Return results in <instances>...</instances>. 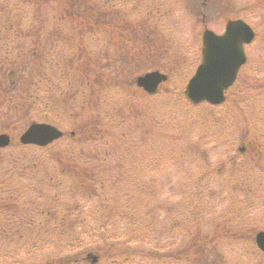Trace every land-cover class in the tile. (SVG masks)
Wrapping results in <instances>:
<instances>
[{
    "label": "rangeland",
    "instance_id": "rangeland-1",
    "mask_svg": "<svg viewBox=\"0 0 264 264\" xmlns=\"http://www.w3.org/2000/svg\"><path fill=\"white\" fill-rule=\"evenodd\" d=\"M15 2L19 3V0H12L11 5ZM24 3L30 4L23 0L21 6ZM115 4L119 5L113 7L118 8V18L133 22L137 32L140 28L144 31L142 37L137 34L135 40L125 37L127 33L123 31L126 33L124 38L118 39L109 28L111 42L105 45L106 48L102 49L98 44L90 46L89 49L98 54L99 62L107 59L105 55L113 57L120 53L118 46L128 56L123 62L110 60L112 63L109 61L107 67L106 62L103 66H95L91 78L94 89L97 90L101 79L105 82L106 77L112 83L132 84L137 75L154 69L169 75V81L162 84L154 96L131 90L132 98L128 103L114 94H105L111 103L123 104L132 110L124 114L125 125L120 129L127 130L130 140L136 141V155L129 158L128 163L124 156L121 157L124 160L122 170H126L121 189L125 198L132 194L133 202L136 198L149 200L153 207L145 209L132 226L136 243L131 244L164 256L178 249L189 254L192 250L188 248L194 247L190 239L199 235L207 240L213 239V242L205 243L201 251L203 258L201 254L194 257L196 264H264V254L257 250L253 241L255 233L264 230V155L261 149L264 147V0H108L109 6ZM33 5L25 8L31 9ZM43 8L38 9L40 12L37 10V18V14L30 15L29 25L25 28L37 29L38 33L42 30L46 34L57 26L52 22L56 17L49 16L48 21H42ZM28 11L20 10L18 21L21 15L26 19ZM51 14L50 11L48 15ZM229 18H241L256 31L255 41L245 47L247 64L241 67L239 80L227 92L223 106L213 109L207 105H187L180 96L199 62L202 30L205 26L221 33ZM46 25V29H42L41 26ZM17 72L21 76L23 72L27 74V69L24 67L15 74ZM98 73L101 77L96 76ZM6 78L11 84L15 80L14 76ZM12 94L18 95L14 91ZM139 94L143 98H139ZM11 102L17 109L16 115L7 112L0 116V133H8L15 142L24 128L34 121L53 123L65 132L70 129V115L63 118L43 111L28 112L25 106L22 107V101L17 102V97ZM80 115L83 121L93 117L92 112L86 111ZM240 128L245 136L256 138L255 145H249L244 156L237 151L244 145L239 141ZM117 130L119 128L114 132ZM244 141L249 144L250 140ZM257 155L261 157V168L256 166ZM44 156L48 157V154L44 153ZM90 160L94 164L92 158ZM231 161L241 166L234 177L231 174L234 171L229 172ZM37 182L38 179L32 185L27 184L23 190L29 192ZM31 196L39 195L34 193ZM141 207H144L143 203ZM219 219L223 227L235 231L234 237H228L230 243L221 242L226 238L219 233L221 227L216 230ZM128 230L130 227L122 224V240L129 239ZM236 231L245 232L244 236L236 238ZM214 238L219 241L215 242ZM84 245L68 254L52 247L35 255L2 247L0 264H8V253L15 255V264H43L49 261L48 255L59 250L60 255L78 254L82 259L89 251ZM182 262L186 264L185 260ZM69 264L76 262L70 261Z\"/></svg>",
    "mask_w": 264,
    "mask_h": 264
},
{
    "label": "trees",
    "instance_id": "trees-1",
    "mask_svg": "<svg viewBox=\"0 0 264 264\" xmlns=\"http://www.w3.org/2000/svg\"><path fill=\"white\" fill-rule=\"evenodd\" d=\"M11 1L0 0V116L7 112L16 115L17 109L11 100L17 97V102L22 101V107L28 112L43 111L63 118L70 115L71 126L69 134L46 147L12 141L8 147L0 149V231L3 232L0 233V250L2 247L15 248L35 255L58 247L68 254L85 243L84 249L98 255L96 264L102 261L104 264H178L183 260L186 264H196L194 257L201 254L203 258L201 251L205 243H212L213 239L196 235L198 239H190L194 247L188 248L192 250L189 254L178 249L168 256L143 251L131 244L135 242L132 226L145 209L153 207L149 200L136 198L133 202L132 194L125 198L121 189L120 183L126 175L121 157L124 156L128 163V159L136 155V141L130 140L127 130L120 129L125 125L124 114L132 110L123 104L111 103L105 94H114L129 103L130 91L140 90L123 81L109 82V77L105 82L101 79L102 83L95 90L91 80L95 66H103L106 62L107 67L110 60L123 62L128 56L118 46L120 53L113 57L105 55L107 59L99 62L98 54L90 50V46L98 44L106 48L111 42L110 31L118 39L124 38L126 33L129 39L135 40L137 34L141 38L143 28L137 32L133 22L118 18V8L113 7L119 5L109 6L108 0H27L30 4L23 6V0L12 5ZM31 4H34L31 9L25 8ZM41 8L44 9L42 21H48L49 16L56 17L52 22L57 26L46 34L42 30L38 33L37 29L25 28L30 15L37 14V18ZM20 10L30 13L26 19L21 15L18 21ZM50 11L52 14L48 15ZM41 27L46 29L47 25ZM24 67L27 74H15ZM10 71L15 78L12 84L6 78ZM96 76L101 77V74ZM13 91L18 95L12 94ZM180 97L189 105L182 94ZM139 98L143 97L139 94ZM84 111L92 112L93 117L83 121L80 114ZM242 139L250 140L251 146L256 143L255 137L245 136L240 128L239 141L245 142ZM261 149L264 152V147ZM29 159L33 160L27 161ZM255 159L259 165L260 157ZM231 163L234 169L236 164ZM36 179L38 182L29 192L23 190ZM34 193L39 196H31ZM221 221L219 219L216 230L221 227L219 233L226 238L221 242L230 243L228 237H234L235 231L223 227ZM122 224L130 227L129 239L120 238ZM244 233L236 231V238L243 237ZM59 251L48 255L49 261L43 264H69L70 261L91 264L85 258L80 259L78 254L63 256ZM7 255L6 263L15 264V255ZM161 257L166 258L161 260Z\"/></svg>",
    "mask_w": 264,
    "mask_h": 264
},
{
    "label": "water",
    "instance_id": "water-1",
    "mask_svg": "<svg viewBox=\"0 0 264 264\" xmlns=\"http://www.w3.org/2000/svg\"><path fill=\"white\" fill-rule=\"evenodd\" d=\"M254 37L253 29L242 19L227 21L222 34L205 29L202 33V61L184 89L188 101L193 104L223 102L224 89L233 83L239 66L245 61L243 43H249ZM166 79L167 75L153 70L136 76L134 82L144 91L155 93L159 83ZM62 136L63 132L52 124L31 122L20 134L19 141L24 145L46 146ZM10 141L9 134L0 133V148L8 146ZM255 241L258 248L264 251V231L256 234ZM87 257L91 262L97 259L93 253Z\"/></svg>",
    "mask_w": 264,
    "mask_h": 264
},
{
    "label": "flooded vegetation",
    "instance_id": "flooded-vegetation-1",
    "mask_svg": "<svg viewBox=\"0 0 264 264\" xmlns=\"http://www.w3.org/2000/svg\"><path fill=\"white\" fill-rule=\"evenodd\" d=\"M245 54H246V50H245ZM246 64H247V56H246V63H245L244 65H246ZM244 65H243V66H244ZM241 67H242V66H241ZM240 70H241V68H240ZM240 70H239V73H238V75H237V78H236L234 84H233V85H232L227 91H229L231 88H234V87H235V83H237V81L239 80Z\"/></svg>",
    "mask_w": 264,
    "mask_h": 264
}]
</instances>
